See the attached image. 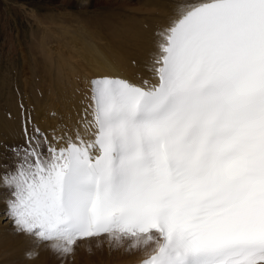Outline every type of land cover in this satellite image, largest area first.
Segmentation results:
<instances>
[{
    "label": "snow or ice",
    "instance_id": "obj_1",
    "mask_svg": "<svg viewBox=\"0 0 264 264\" xmlns=\"http://www.w3.org/2000/svg\"><path fill=\"white\" fill-rule=\"evenodd\" d=\"M171 3L141 72L4 148L5 215L63 257L105 237L138 264H264V0Z\"/></svg>",
    "mask_w": 264,
    "mask_h": 264
},
{
    "label": "bare ground",
    "instance_id": "obj_2",
    "mask_svg": "<svg viewBox=\"0 0 264 264\" xmlns=\"http://www.w3.org/2000/svg\"><path fill=\"white\" fill-rule=\"evenodd\" d=\"M140 1L143 6L132 8L128 0H61L82 10L103 8L101 16L95 15L98 18L92 17V21L84 13L66 19L77 24H62L64 20L59 17L57 22V16L44 20L32 11L35 30L31 32L27 53L21 46V66L11 65L13 69L0 74V148L23 143L25 122L30 132L38 126L49 140L54 134L76 127L83 113L81 100L90 77L111 74L134 78L142 71L143 61L153 46V29L167 22L173 5L164 0ZM93 23L97 26L92 27ZM4 194L0 190V197ZM13 228L8 221L0 228V256L6 257L3 258L6 262L1 263L22 264L25 257L35 262L34 256L39 252L41 264L48 256H59L48 243H37L34 237L23 233L14 235ZM20 244L24 248L17 251ZM78 244L71 255L75 261L66 264H138L143 258L141 252L110 246L105 237ZM54 258L51 264H55Z\"/></svg>",
    "mask_w": 264,
    "mask_h": 264
},
{
    "label": "rangeland",
    "instance_id": "obj_3",
    "mask_svg": "<svg viewBox=\"0 0 264 264\" xmlns=\"http://www.w3.org/2000/svg\"><path fill=\"white\" fill-rule=\"evenodd\" d=\"M128 1L131 3L129 6L132 8L143 6L140 0H128ZM164 1L165 2L169 1L168 4L172 5L171 0H164ZM102 10L103 8H101L100 6L96 7L95 9H93L92 7H87L85 10H82L80 6L69 5L61 2V0H0V74H2V72L4 73V71L6 72V70L8 71L9 69H13L12 68L13 65L17 66V68L18 66L19 67L21 66L22 64V59H21L22 56L20 54L21 46H23L22 49L25 50L27 53L28 44L31 42L30 41L31 32L35 30V26L33 25L34 18L32 17V11H34V13H36L38 17L44 20L50 21L49 20L50 18H53V16H57L56 17V19L58 18L57 22H60L59 17H62L61 20H64L62 21L63 23L61 22L62 24H69V23L77 24V22L75 21L72 22L66 19L71 17L77 18L78 15L84 13L85 18L90 21L91 19L93 20V18L95 19V17H97L95 15L97 14H99L98 16L100 17ZM81 23L85 24V21H81ZM93 25L94 23L92 24V27H96L97 23H95L94 26ZM97 30L98 28L94 29L95 32H97ZM30 61L31 60H29V62ZM30 64L32 67L33 64L32 63ZM8 155H10V153H6L4 152V149L0 148V156H8ZM5 195L6 194L1 195L3 197H0V204L2 209L0 210V228L4 227L7 221L9 222V227L13 228L14 225L12 221L8 219L5 215V211H6V208H4V206L6 205ZM1 215H4L5 218L1 217ZM13 232L14 235L17 234L22 235V233L15 231V227L13 228ZM19 246L17 251H20L24 248L23 244H20ZM24 254L23 257L25 256ZM40 254L41 252L37 253L34 256L35 260L33 261L35 262L31 261V257H27V258L25 257L21 259V262L22 264H28V263L41 264L38 260L39 257L41 256ZM4 255L5 254H2V256H0V263L1 261L6 262V260H3V258H6ZM53 257H55L54 258L55 264H66V262L73 263L75 261L74 257L72 256H69L67 259V257L65 258L61 255L57 256L54 254L52 255L51 258L48 256L47 259L44 260L45 261L44 264H51ZM56 257H58L57 260Z\"/></svg>",
    "mask_w": 264,
    "mask_h": 264
}]
</instances>
